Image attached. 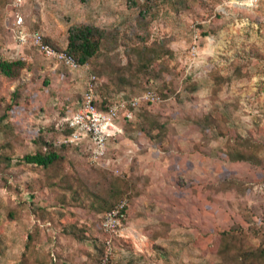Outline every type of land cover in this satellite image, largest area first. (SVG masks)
I'll return each instance as SVG.
<instances>
[{"label":"rangeland","instance_id":"1","mask_svg":"<svg viewBox=\"0 0 264 264\" xmlns=\"http://www.w3.org/2000/svg\"><path fill=\"white\" fill-rule=\"evenodd\" d=\"M11 2L0 0V61L23 67L16 79L0 73V114L20 91L3 121L11 128L0 132V154L14 164L0 173V264H103L107 252L101 246L99 254L94 241L103 240L96 230L105 212L69 207L75 216H64L83 222L90 239L63 237L60 190L18 163L38 137L61 151L62 117L81 94L75 74L17 43L18 16L23 29L58 30L62 50L75 26L103 30L98 54L80 70L95 75L97 87L102 82L99 96L138 94L149 85L164 95L119 124L122 133L108 139L103 162L62 151L57 171L49 172L53 182L68 176L81 190L128 196L126 229L105 264H215L222 231L253 233L264 224V0H23L18 9ZM101 9L104 27L92 19ZM82 10L93 24H73ZM247 141L258 145L261 166L228 160L229 149L250 152L239 145ZM229 179L242 183L229 186ZM252 233L248 245H258Z\"/></svg>","mask_w":264,"mask_h":264},{"label":"trees","instance_id":"2","mask_svg":"<svg viewBox=\"0 0 264 264\" xmlns=\"http://www.w3.org/2000/svg\"><path fill=\"white\" fill-rule=\"evenodd\" d=\"M103 35L104 31L99 29L98 27H94L91 25L75 26L69 30L67 36V47L64 50L69 55H71L78 62L79 65L82 66L86 63H89L96 57L98 51L100 50V44ZM45 41L49 43L48 40L45 39ZM30 48H32L36 53L39 54L35 47L32 46ZM152 55L153 58H155L157 56V53L153 51ZM41 58L46 59L42 55ZM147 61L150 64L152 62L150 58ZM22 67L23 63L18 60L14 62H8L4 60L0 61V73L11 79L17 78L18 71ZM147 90L155 91L156 93H158L161 99L162 97H164L162 93L158 92V88L153 85H149L144 90L139 92L138 95L142 94ZM19 93V89L14 91L11 101L12 105H8L5 112L0 114V132H2L3 134H6L5 132L9 131L11 128L7 123H3V121L9 117V110H11V108H13L14 106H18ZM134 95L137 94H131L129 92L128 97L130 98ZM96 105L98 107V100L96 102ZM150 105L156 104L143 105L135 111L133 120L119 121L118 124L122 122L130 123L134 121L138 116V113ZM70 114L68 115V113L66 112L65 118L64 116L62 117L63 122L61 123V138L69 136L71 134V130L68 128L67 122L64 121L70 116ZM203 119L205 120V118ZM144 133L146 136H148L150 140H159L158 137L156 138L149 136V132L144 131ZM32 143L36 145L35 151L26 153L19 160L18 163L30 165L36 170H40L43 176L48 179L45 186L60 190L56 197V201L60 205L59 217L62 218V220L58 219V222L60 221V224H57V226L59 227L60 235L69 238V240L77 244L90 239L88 234L89 230L87 226L83 224V222L74 219L71 220L64 216L66 212L70 216L74 215L72 212L69 211V207H78L84 209L85 213L87 214H99L101 212H106L110 210L122 198H125L128 201V207L126 209V218L123 220L122 223V225L125 226V223L127 222V214L130 204L128 196L124 195L125 192L119 193L112 190L111 188H104L97 191L85 188L81 190L69 181L70 177L68 176L56 177L58 180L53 182L52 178L55 177L54 174H52L51 176L49 175V172L54 173L57 171L59 162L61 160L60 152L62 151L71 152L73 154L75 153L78 156L82 157H89L91 151V141L89 139H84L77 145L63 146L61 151L54 149L50 143L43 141L42 139H40V137L36 138ZM239 145L250 150V152L241 151L240 149L236 148H234V150L229 149L227 151V157L230 162L249 163L254 166H261V160L257 156V152L259 151L258 145L252 144L249 141L245 143L241 142L239 143ZM107 155L108 154H106V156ZM12 165L14 164L12 163V159L8 155L0 154V173H5L8 169L12 167ZM226 182L229 184V186L239 185L242 183L236 179H229ZM261 219H264V217H262ZM100 222L98 224L96 232L101 236L103 240L102 242L94 240L98 244H100L98 248L99 254L103 253V247L101 246H105V241L108 238H111V245H114L113 241L115 242L114 238L117 235L115 234L114 236H109L105 234L101 229ZM251 233V229H249L247 232H242L241 230L237 229L222 231L219 235V243L217 245L216 250L215 264H264V224L255 229L252 233L254 237L260 240L258 245H248V237ZM31 238V236H28L29 240H31ZM100 261L101 256L98 257V262ZM22 263L23 262H21L20 264ZM43 263L56 264L54 262H51V259L49 262Z\"/></svg>","mask_w":264,"mask_h":264},{"label":"built area","instance_id":"3","mask_svg":"<svg viewBox=\"0 0 264 264\" xmlns=\"http://www.w3.org/2000/svg\"><path fill=\"white\" fill-rule=\"evenodd\" d=\"M22 1L12 0V9H18ZM22 22L21 16L16 17V25L19 27L16 41L20 46H33L43 57L64 66L70 71H86V64L79 65L65 50L55 48L47 43L40 32L21 28ZM96 90L97 77L88 75L78 109L71 112L70 116L65 119L71 134L62 137L60 140L62 146H68L77 145L82 140L89 139L91 141L89 158L92 164H100V161L103 162L106 158L108 139L118 132L116 124L119 121L133 120L135 111L145 104H159L162 102L158 93L152 90H147L131 98H127L126 94L121 92L104 110H100L96 105ZM127 207V199L122 198L102 215L100 226L105 234L112 236L122 231V223L126 218ZM111 243V238L105 241L107 252L103 264L106 263L107 256L111 253Z\"/></svg>","mask_w":264,"mask_h":264},{"label":"crops","instance_id":"4","mask_svg":"<svg viewBox=\"0 0 264 264\" xmlns=\"http://www.w3.org/2000/svg\"><path fill=\"white\" fill-rule=\"evenodd\" d=\"M103 10L101 9V11H99V12H97L96 13V11H94L93 12V16H92V19L93 18H96L98 21H97V23L96 24H94V25H97V26H100V27H104V25H105V23L107 22V20H106V17H105V14L106 13H104V12H102ZM81 13V21H77V22H74L73 24H79V23H85V24H93L95 21H91L90 19H91V17H90V14L87 12V11H81L80 12ZM98 14V15H97ZM72 17V16H71ZM105 19L104 21L105 22H103L102 23V21H100V19ZM52 20V19H51ZM52 22V25H55L54 24V22H53V20L51 21ZM72 25V24H71ZM44 27H46V26H44ZM48 30H50V28L48 27V25H47V28H46V30H45V28H41L40 27V31L42 32V33H47L46 34V38H47V40H48V42H49V44H51L52 46H54L55 45V47H57L58 45H62L63 44V42H61V41H58L57 40V31L58 30H52L51 29V31L50 32H48ZM30 31H38V30H30ZM40 31H38V32H40ZM40 32V33H41ZM41 33V34H42ZM43 35V34H42ZM44 37V36H43ZM45 39V38H44ZM58 41V42H57ZM58 49H60V48H58ZM64 67V66H63ZM68 70V69H67ZM70 73H73V74H75L76 75V77H78V81H80L79 83H80V85H81V94H80V99L79 100H77L74 104H73V106L75 107V109L74 110H77L78 109V107H79V102L81 101V99H82V96H83V93H84V87H85V83H86V80H87V78H85L86 76L84 75V74H80V72L81 71H70V70H68ZM102 85V82L99 80V83H98V87H97V90H96V96H97V100H98V108L100 109V110H104L109 104H110V102H112L115 98H116V96H118V94L119 93H121V92H123V93H125L126 94V96H127V98H129L128 97V95H129V91H127V90H117V91H115V92H112V93H110V96H99V92H100V90H101V86ZM138 95V94H137ZM137 95H134V96H137ZM140 95V94H139ZM133 97V96H132ZM131 98V97H130ZM116 130H118V132H116L115 134H114V137H111L110 139H113V138H115V137H118V136H120L121 135V129H120V126H119V124L117 123L116 124ZM115 130V131H116ZM121 132V133H120ZM117 134H118V136H117ZM109 139V140H110ZM108 152H109V143L107 142V154H108ZM108 156V155H107ZM124 229H126L125 227H123V229L122 230H124ZM132 234H137L135 231H130Z\"/></svg>","mask_w":264,"mask_h":264}]
</instances>
